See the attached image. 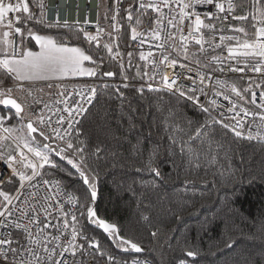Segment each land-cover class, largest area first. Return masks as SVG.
I'll list each match as a JSON object with an SVG mask.
<instances>
[{
    "label": "snow or ice",
    "instance_id": "snow-or-ice-1",
    "mask_svg": "<svg viewBox=\"0 0 264 264\" xmlns=\"http://www.w3.org/2000/svg\"><path fill=\"white\" fill-rule=\"evenodd\" d=\"M30 2L0 0V264H144L122 258L144 248L129 224L100 215V184L131 174L137 198L144 173L158 193L185 169L211 175L188 197L210 204L197 231L217 249L211 264H264V244L249 247L252 229L264 234V201L257 216L236 207L246 186L264 185V147L230 160L211 151L264 140L253 136L264 130V0H112L95 22L53 19ZM105 94L118 106L96 134L87 114ZM145 152L146 164L129 163ZM69 189L79 195L66 201ZM178 207L169 211L180 223Z\"/></svg>",
    "mask_w": 264,
    "mask_h": 264
},
{
    "label": "trees",
    "instance_id": "trees-1",
    "mask_svg": "<svg viewBox=\"0 0 264 264\" xmlns=\"http://www.w3.org/2000/svg\"><path fill=\"white\" fill-rule=\"evenodd\" d=\"M37 3H39L38 0H31L30 7H34ZM124 7H127V4ZM147 26V21H145L141 28H138V31H142ZM62 35H67V31L65 30ZM129 36L130 32L124 33L125 40ZM69 38L74 39V35ZM107 99H109L107 94L100 97L99 104L87 114L89 129L96 134H102V129L108 126L106 118L110 120L111 116L109 114L111 110L118 106V104L113 103L106 104L105 100ZM148 110L155 111V109ZM163 115L167 116V113H163ZM153 131L155 132V129ZM126 132L127 128L125 127L118 135L123 136ZM127 134L129 137L135 135V133ZM132 142L135 143V140ZM146 147L150 148L151 144L146 142ZM209 147V144L205 142L203 144V151L209 150ZM262 147H264V142L253 139V141H238L236 144L225 142L223 150L213 144L211 145V151L213 154L219 152L221 158L227 154L230 160L233 149L236 150L235 156L238 159L241 150L246 151L249 154V158H251L252 155L259 156ZM200 154L202 155V152ZM162 158L163 155L158 159ZM141 162L147 163V152H145L141 161H130L129 163H132L134 167H140ZM227 162L224 159L220 160V163L226 164ZM165 171H169V169L165 168ZM189 171L188 169L182 170L179 177L173 175L165 182L162 190L158 193L150 186L152 176L144 173L143 179L146 183L143 186L139 183L132 185L136 189L137 198L130 197L129 195L128 189L132 179L139 180L138 177H133L131 174L125 176L119 171H114L112 176H109L100 184L98 193L100 215L108 219L109 222L129 224L132 230L127 235H135L136 240L144 248L142 254H121L124 260L127 261L132 257H144L151 264H170V262H177L178 264L180 259H184L185 264H211L212 254L216 253L217 249L210 248L208 243H200V233L197 231L201 227L203 216L211 215L210 212L202 209L201 205L207 208L210 207V204L207 199H199L193 205L191 199L188 198L192 191H205L206 186L203 181L206 178L211 179V175L205 177L204 172H200L199 176H197L194 170L192 175H188ZM113 180L115 181L114 183H108V181ZM185 180L194 181L195 188H185L183 183ZM244 191L245 195L237 202L236 207L246 215L257 216L261 203L264 201V185L257 183L252 186H246ZM76 195L78 196L79 193H76ZM140 200L143 201L142 205ZM185 204L187 205L186 207L184 206ZM173 205L179 206L176 216L182 218L180 223H177V220L172 218V214L169 211ZM158 230L162 237L166 238H161L159 241L152 238L151 233ZM245 231L248 232L249 230L245 229ZM251 232H254L255 235H250L249 239L252 242L249 244V247L256 250L261 244H264V234H261L257 229H252ZM219 233V228L210 232L216 239H219ZM184 237L188 239L187 244L182 243ZM177 238L181 241L179 246L176 244ZM169 240L172 242V247H168ZM204 240L207 241V237H204ZM190 250L198 251V256L187 257L186 253ZM219 260L222 262L224 256H220Z\"/></svg>",
    "mask_w": 264,
    "mask_h": 264
},
{
    "label": "built area",
    "instance_id": "built-area-1",
    "mask_svg": "<svg viewBox=\"0 0 264 264\" xmlns=\"http://www.w3.org/2000/svg\"><path fill=\"white\" fill-rule=\"evenodd\" d=\"M40 2V0H38ZM112 0H43V3L46 5L45 11L48 16L51 18H55L57 14H59L62 18H67L70 20L79 19L81 22L85 18L95 22L98 15H103L105 8L107 5L111 4ZM103 24V21H102ZM94 31V29H93ZM132 50V48H129ZM121 51H124L122 48ZM169 74H171V69L168 70ZM84 81H80L83 83ZM71 87V86H69ZM45 97L47 98V92H45ZM261 131L262 129L253 128V136L255 137L256 132ZM247 133V129L245 130ZM254 140H257L254 138ZM264 142V140H258ZM77 197L76 193L72 190H67V194L64 196V199L71 200ZM131 260H140L143 261L144 264H151V262L144 257H132L127 261Z\"/></svg>",
    "mask_w": 264,
    "mask_h": 264
},
{
    "label": "water",
    "instance_id": "water-1",
    "mask_svg": "<svg viewBox=\"0 0 264 264\" xmlns=\"http://www.w3.org/2000/svg\"><path fill=\"white\" fill-rule=\"evenodd\" d=\"M133 254H135V253H133Z\"/></svg>",
    "mask_w": 264,
    "mask_h": 264
}]
</instances>
